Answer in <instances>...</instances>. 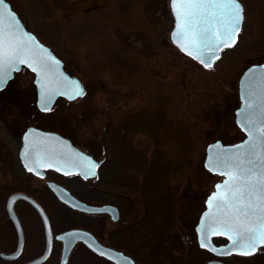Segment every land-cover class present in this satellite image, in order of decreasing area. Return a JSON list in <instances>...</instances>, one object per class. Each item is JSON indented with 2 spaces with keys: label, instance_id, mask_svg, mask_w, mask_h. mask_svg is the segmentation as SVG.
I'll list each match as a JSON object with an SVG mask.
<instances>
[{
  "label": "rangeland",
  "instance_id": "rangeland-1",
  "mask_svg": "<svg viewBox=\"0 0 264 264\" xmlns=\"http://www.w3.org/2000/svg\"><path fill=\"white\" fill-rule=\"evenodd\" d=\"M8 1L29 30L41 41L54 45L55 52L65 62V69L79 77L85 89L76 100L59 102L44 116V124L59 129L64 124H74V140L99 161L109 155L107 149L102 148L99 135L110 120L120 115L140 111L145 106L148 110L161 107L167 110L170 126L189 125L197 142L194 164L184 175L173 179V183L177 187L179 212L188 215L190 223L195 222L213 184L220 180L219 175L203 166L205 146L217 139L233 143L244 136L234 120V111L239 105L238 78L247 66L264 62V0H240L244 15L237 47L243 52L233 58L236 47L222 51L211 68L203 67L180 52L169 40L173 17L168 0ZM118 13L127 15L124 23L118 16L111 17ZM61 27L71 28L74 34L80 29L90 35L100 31L103 42L95 37H81L74 45L76 58H67L61 53L64 40H67L65 33L59 30ZM104 46L117 51L133 69L126 83L112 84L109 76L97 77L87 70V65L95 58L104 60L105 54L101 53ZM229 61V73L223 75L220 68L226 67ZM26 72L28 70L22 68L17 77H32ZM131 142L147 154L152 147L147 133H135ZM101 175L99 173L97 180L91 183L94 185L92 192L104 196L110 190L123 197L118 203L119 223L126 224L123 235H133L130 224L140 217L142 207L139 193L130 184L134 173L129 169L121 179L106 175L105 180ZM72 191L82 200H96L86 185L72 188ZM44 201L55 231L74 226L89 229L87 222L66 206L48 196ZM24 213L34 214L29 208ZM59 259L60 253L53 252L45 264H59ZM89 260L86 249L76 245L66 264H90Z\"/></svg>",
  "mask_w": 264,
  "mask_h": 264
},
{
  "label": "flooded vegetation",
  "instance_id": "flooded-vegetation-1",
  "mask_svg": "<svg viewBox=\"0 0 264 264\" xmlns=\"http://www.w3.org/2000/svg\"><path fill=\"white\" fill-rule=\"evenodd\" d=\"M22 68L26 67L23 66ZM21 69L14 72L5 86L0 88V261L3 262H0V264H14L12 262L17 260H19L17 264H24L39 256L46 247L43 222L31 204L21 198L16 199L12 204L19 222V230L10 218L7 204L9 197L15 193H23L30 196L37 201L46 213L44 199L45 196H48L66 206L72 213L80 216L90 226L89 229L87 227L74 226L55 231L47 214L51 229V249L46 260L40 264L47 263L53 252L60 253L61 256L63 243L62 240L56 238V234L72 228H82L90 231L100 244L128 255L132 258L134 264H207V262L212 260L222 264H264V245H259L251 255H239L236 252L231 254H214L206 247L200 246L195 232V225L199 216L195 222L192 221L190 223V217L183 215L181 211L179 212L178 198H176V214L171 217V220H167L169 221L168 224L158 225L154 223V218L148 220V217L142 214V195L137 191L142 204L140 217L130 224V228L134 230V234L131 236L123 235L126 232V224L119 223L120 210L118 206L119 200L123 199V197L110 190L105 192L104 196L92 192V190L94 191V185L91 183L99 177L100 161L91 151L78 145L74 140L72 133L76 130L75 125L68 126L64 124L59 129L48 123L44 124V116L50 114L51 110L59 102H70L73 100L57 97L50 109L40 110L36 103L37 89L33 82L34 74L26 68L28 70L26 72L27 75L29 74L32 77H17ZM29 127L55 132L68 139L71 145L91 153L93 158L98 162L95 175L84 178L77 172L69 173L45 166L46 161L39 156L37 151L41 147L39 142L32 140L30 147H25L23 136ZM22 157L25 158L26 165L22 162ZM29 168L32 171H29ZM106 175L111 178L113 177L108 162L104 173L101 175L103 180H105ZM117 178L121 179V177ZM49 183L64 187L77 198L79 197L72 191V188L85 187L86 185L89 191L91 190L92 192H90L91 197L96 200L83 201L92 205H114L118 209L119 217L113 220L105 212H87L73 208L58 199ZM28 208L34 214H25L24 212ZM211 241L215 246H219L225 244L227 239L216 235L211 237ZM19 243V254L12 258L6 257L5 254L14 252ZM76 245H80L86 249L90 264H115L111 259L96 253L82 241H77L71 251ZM170 259L173 262H169Z\"/></svg>",
  "mask_w": 264,
  "mask_h": 264
},
{
  "label": "water",
  "instance_id": "water-1",
  "mask_svg": "<svg viewBox=\"0 0 264 264\" xmlns=\"http://www.w3.org/2000/svg\"><path fill=\"white\" fill-rule=\"evenodd\" d=\"M238 3L242 8L239 0ZM4 4L7 5V8L3 9L5 12L6 23H12V21L8 19L7 13H13L19 26V31L16 32V35L20 36V38L25 41H27L28 37H31L33 48L31 56L27 58V63L14 62L13 65L7 69L6 76L3 78L2 82H0V88L4 87L7 81L13 76L14 72L20 70L24 65L34 73L33 82L37 89L36 103L40 110L50 109L55 99L59 96L68 100L80 97L81 95H75V92L78 85L84 93V86L81 80L77 76L67 72L64 68L63 60L58 57L48 45L41 42L33 32L25 28L21 19L11 8L8 1L4 0ZM168 7L173 17V24L168 33L169 40L178 48V50L188 55L187 51L181 49L180 44L182 41L176 35L178 32V20L173 10L171 0H168ZM242 20L239 25V31L241 29ZM238 33L236 34V40ZM222 48H220V50ZM220 50L215 55L212 53H206L203 59L206 62L210 59L213 66V63L217 59L216 57L219 56ZM48 57H51V60H48ZM190 57L205 67L204 64L201 63V59L197 58L195 51ZM34 68L36 69L35 71L33 70ZM238 98L239 105L234 111V120L239 129L244 133L243 138L233 143H223L221 140L217 139L205 146V155L203 159L204 168L222 178L214 183L213 189L206 196L204 209L200 213L197 224L195 225V232L199 245L201 246L202 243H206V248L211 250L214 254H225L229 251L231 253H237L233 248V242L228 238V235H220L227 239V242L223 245L215 246L211 241V237L216 236L212 234V229L224 230L223 225L218 222L222 219V213L218 208L219 202L210 203L213 196L216 195L218 191H224V189L218 190L217 186L223 185L225 181L228 180V176L224 174L228 171V168L225 167L221 161L225 157L233 155V153L237 151V146L240 145L245 146L244 149H240V151H247L250 145H255V150L257 152H264V137L260 135L259 131H252V129L264 127V62L253 63L241 72L238 78ZM249 104H251V107H248ZM248 121L252 122L251 127L249 126ZM23 140L25 147L27 148L30 147L32 140H36L41 144V147L38 148L37 151L39 156L46 161L45 166L47 167H53L69 173L77 172L84 178L91 177L96 173L98 164L92 155L71 145L68 139L55 132L29 127L24 133ZM21 159L25 164V158L22 157ZM49 185L60 201L67 203L73 208L87 212H105L108 213L113 220H116L119 217L118 209L114 205L88 204L72 195L67 189L60 185L54 183H49ZM18 198L24 199L31 204L43 222L46 235V247L39 256L24 263L40 264L46 260L51 249V229L48 216L37 201L30 196L23 193L12 194L8 200L7 210L18 230L19 222L12 207L13 202ZM56 238L62 240L63 243L60 264L66 263L68 255L77 241H82L96 253L111 259L115 264H134L132 258L128 255L100 244L88 230L72 228L56 234ZM19 251L20 243L14 252L11 254H5V256L11 258L16 257L19 254ZM207 264L222 263L212 260L207 262Z\"/></svg>",
  "mask_w": 264,
  "mask_h": 264
},
{
  "label": "snow or ice",
  "instance_id": "snow-or-ice-1",
  "mask_svg": "<svg viewBox=\"0 0 264 264\" xmlns=\"http://www.w3.org/2000/svg\"><path fill=\"white\" fill-rule=\"evenodd\" d=\"M171 4L178 20L176 35L182 41L181 49L190 56L195 51L201 63L210 68L211 60L206 62L204 55H215L220 48L235 43L242 20L238 0H171ZM6 8L4 0H0V82L14 62L27 63L33 48L31 37L25 41L16 35L19 26L13 13H7L12 23H6L3 11ZM47 59L51 60V57ZM83 94L77 85L75 95ZM248 123L251 127L252 122ZM252 131H259L264 137V127ZM244 147L237 146L233 155L221 161L228 168L224 173L228 180L217 186L218 190L224 191H218L210 203L219 202L222 219L218 222L224 230L212 229V234L228 235L237 254L251 255L258 245H264V152H257L255 145H250L247 151H240ZM201 246L207 247V244Z\"/></svg>",
  "mask_w": 264,
  "mask_h": 264
},
{
  "label": "trees",
  "instance_id": "trees-1",
  "mask_svg": "<svg viewBox=\"0 0 264 264\" xmlns=\"http://www.w3.org/2000/svg\"><path fill=\"white\" fill-rule=\"evenodd\" d=\"M113 16H118V20L121 19L124 23L127 15L118 13L111 15ZM59 30L64 32L67 38L64 40L65 44L61 52L67 58H76L77 51L74 45L80 41L81 37L87 39L95 37L99 42H103L100 31L90 35L82 29L76 30L75 34L68 27H61ZM47 44L55 50L52 43ZM66 46H68L67 49H65ZM235 47L237 49L233 55L235 58L243 52V50L239 51L237 43L222 51H231ZM246 49L248 51L250 48ZM101 53L105 54L104 60L95 58L91 61L87 65L89 73L97 77L109 76L112 84L126 83L133 72L129 63L120 57L117 51L109 50L108 47L101 48ZM227 63L226 67L220 68L223 75L229 73L228 66L231 62ZM167 116V110L161 107L148 110L145 106L140 111L120 115L110 120L99 135L102 148L107 149L109 153L100 160L99 173H104L107 162L113 177H121L130 169L134 173L131 178V188L142 195V214L148 217V220L154 218V223L158 225L168 224L167 220H171V217L176 214L177 187L173 179L184 175L192 167L193 154L197 149L196 136L189 125L170 126ZM135 133L150 135L152 147L148 154L131 142V137Z\"/></svg>",
  "mask_w": 264,
  "mask_h": 264
}]
</instances>
